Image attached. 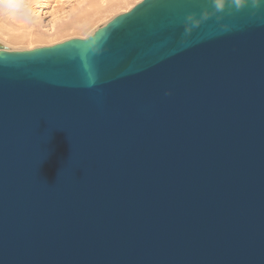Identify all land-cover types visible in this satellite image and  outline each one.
I'll list each match as a JSON object with an SVG mask.
<instances>
[{
  "label": "water",
  "instance_id": "water-1",
  "mask_svg": "<svg viewBox=\"0 0 264 264\" xmlns=\"http://www.w3.org/2000/svg\"><path fill=\"white\" fill-rule=\"evenodd\" d=\"M0 264H264V7L0 47Z\"/></svg>",
  "mask_w": 264,
  "mask_h": 264
},
{
  "label": "rangeland",
  "instance_id": "rangeland-1",
  "mask_svg": "<svg viewBox=\"0 0 264 264\" xmlns=\"http://www.w3.org/2000/svg\"><path fill=\"white\" fill-rule=\"evenodd\" d=\"M103 1L0 0V44L11 50H29L85 38L142 0ZM99 2L105 7L93 12Z\"/></svg>",
  "mask_w": 264,
  "mask_h": 264
},
{
  "label": "clouds",
  "instance_id": "clouds-1",
  "mask_svg": "<svg viewBox=\"0 0 264 264\" xmlns=\"http://www.w3.org/2000/svg\"><path fill=\"white\" fill-rule=\"evenodd\" d=\"M232 2L237 9L249 4L253 8L264 7V0H232ZM216 3L218 7L222 8L224 5V0H216Z\"/></svg>",
  "mask_w": 264,
  "mask_h": 264
},
{
  "label": "bare ground",
  "instance_id": "bare-ground-1",
  "mask_svg": "<svg viewBox=\"0 0 264 264\" xmlns=\"http://www.w3.org/2000/svg\"><path fill=\"white\" fill-rule=\"evenodd\" d=\"M101 1V0H100ZM105 1V0H104ZM103 1V2H104ZM115 1V0H114ZM113 1V2H114ZM126 1V0H125ZM120 2V1H119ZM124 2V1H123ZM98 3V2H97ZM97 3H96V6H95V4L93 5V7H94V10H93V12H99V11H101V10H103V8L105 7V5L104 4H102V3H100L99 2V4L97 5ZM110 5V4H109ZM109 5H106V6H109ZM92 6V5H91ZM112 6V5H111ZM120 6V5H119ZM88 13V12H87ZM85 15V14H84ZM96 15V14H95ZM87 17V16H86ZM70 19H72V18H70ZM95 19V18H94ZM87 22V21H86ZM87 23H89V22H87ZM85 25V24H84ZM31 30V29H30ZM62 31V30H61ZM38 39H40V37L38 36L37 37ZM2 42V41H1ZM3 42H5V41H3ZM6 43V42H5ZM0 47H2L3 49H7L6 47H4V46H1V44H0ZM7 50H11L10 48H8Z\"/></svg>",
  "mask_w": 264,
  "mask_h": 264
}]
</instances>
